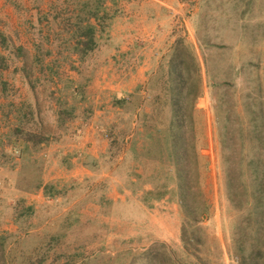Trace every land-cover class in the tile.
I'll return each mask as SVG.
<instances>
[{"label":"rangeland","instance_id":"374dc122","mask_svg":"<svg viewBox=\"0 0 264 264\" xmlns=\"http://www.w3.org/2000/svg\"><path fill=\"white\" fill-rule=\"evenodd\" d=\"M176 1L151 20L157 30L147 33L160 47L150 53L162 59L142 95L151 87L155 98H168L179 85L171 82L178 80L175 63L184 61L180 71L188 81L176 98L184 103V141H167L166 133L155 131L154 141L163 139L161 147L171 151L156 158L145 156L148 131L139 127L141 109L133 111L140 89L124 96L128 107L117 108L106 85L105 42L118 4L106 3L109 27L97 53L81 62L67 28L79 0H0V42L10 47L0 43L7 61L0 70L7 83L5 93L0 85V142L22 107L51 138L38 151L14 143L12 166L0 167V226L17 228L0 230V237L14 236L5 256L0 247V264H10L22 247L46 242L53 229L65 236L45 244L34 263L22 264H264V199L255 198L258 177L264 179V0ZM72 109L76 118L60 129L58 114ZM173 114L170 105L168 116ZM82 121L94 125L108 151L91 157L96 170L60 180L71 166L58 153L76 145L83 130L73 125ZM180 152L183 161L176 157ZM24 171L57 188L53 199L43 195L32 215L19 218L28 205L18 206L17 198ZM59 219L72 225L55 227Z\"/></svg>","mask_w":264,"mask_h":264},{"label":"trees","instance_id":"16d2710c","mask_svg":"<svg viewBox=\"0 0 264 264\" xmlns=\"http://www.w3.org/2000/svg\"><path fill=\"white\" fill-rule=\"evenodd\" d=\"M108 1L111 0H79L76 12L73 14L72 17H69L68 19V31L71 32L70 34V40H72L73 46L71 47L72 53H74L76 56L79 57V60L81 62H84L88 57H90L99 47L100 45V35L102 32L105 31L107 27H109V20L110 16L105 11V5ZM1 45L5 50H9L10 47L6 43L5 40L0 42ZM180 57V56H179ZM181 59V58H180ZM175 63V62H173ZM184 64V61L179 60L177 63H175V67H178V70L174 73L175 77L178 80L173 79L171 81L172 83L179 82L178 87H172L169 93H166V97L157 95L156 98L154 96V90L150 87L147 90V97H143L142 90L137 91V95H134V109L133 111L140 110V117H139V127H142L143 129L147 130V134L145 135L146 139V151L145 156L147 157H153L156 156V158L159 157L158 154H162L165 151L171 152L170 150H165L161 147V145L164 143L163 139H159L154 141V133L155 131L157 133L163 132V134L166 133V137H164L167 141L174 140L176 143H183L182 140V134L181 131L184 130V119H181V115L179 112H182V109L184 108V103L180 102L178 99H181L184 95V89L183 85H186L185 83L188 81L187 76L185 77L186 71H180L181 65ZM1 69H7V61L6 57L0 55V70ZM182 78V79H180ZM0 85L2 87L3 93L7 92V83L3 80L1 74H0ZM180 85L182 87H180ZM166 92V91H165ZM175 93H177L179 96L176 97ZM133 97V96H132ZM175 98V99H174ZM168 99L173 103L170 104ZM113 105L115 107L119 108H126L129 106L130 101L125 99L123 95H118L115 97L113 101ZM172 105V112L174 113L172 116H168V108ZM147 107H150L153 109V112L151 115H148L145 113V109ZM23 108V109H22ZM19 109V121L17 125L13 128V130L5 136L6 142H0V167L10 166L13 161L14 157L12 155V149L14 146V143H20L25 145L26 147L38 151L40 147L50 142L51 138L48 136L43 135L38 129V125L35 123L33 119L34 112L31 111L29 108L27 111L24 112L25 108L22 107ZM75 110H66V112H62L58 114V125L60 129L66 130L67 129V123L70 120H74L76 117ZM86 119V118H84ZM35 126V130L32 128ZM77 135V133H75ZM171 136V137H170ZM159 145V149L157 148ZM167 145V144H166ZM180 145V144H179ZM180 145V147H181ZM32 146V147H31ZM177 148V144H175ZM175 148V149H176ZM180 149V148H179ZM173 151V150H172ZM180 151V150H178ZM175 154V153H174ZM162 156V155H161ZM184 156V154H183ZM179 161H183L184 157L182 158V154L178 153L176 155ZM180 157V158H179ZM181 159V160H180ZM92 158H88V160L85 163V166L88 167L91 170H96L98 167L97 160L93 163H91ZM35 161H33L34 163ZM95 163V164H94ZM36 163L35 165H37ZM64 164L66 166H70L66 164V161H64ZM12 166V165H11ZM38 168L41 167V164L39 162ZM39 169L35 170L38 171ZM260 175V172L257 173V176ZM38 177V178H37ZM237 178V177H236ZM231 184H236L234 180L230 179ZM257 191L255 198L264 199V179L258 177L257 181ZM16 188L23 192H35V191H44V195L48 199H53L55 196L54 193L56 192V186L53 184H45L42 180L39 179V176H36V174L31 171H24L20 173L18 180L16 182ZM238 192H240V189L238 187ZM22 204H25V201L21 200L19 202L18 206H21ZM253 204V203H252ZM23 212L19 215V218L21 217H27L28 215H32L34 208L31 206L24 207ZM71 212L68 213L70 215ZM75 220H77L75 218ZM61 225H69L71 226L69 222L63 221V219H59L56 221L55 227L59 228ZM54 230V229H53ZM52 232L47 231V236H49V239L46 240V242L42 241L39 244L34 245L35 247H30L29 245L20 248L21 254L19 256H16V258L22 263H24L26 260H29L34 263L32 259H34V256L37 255L41 248L45 244L52 245L54 242H58L64 235H54ZM10 239H14L13 235L0 237V247L1 252L5 256V250L8 248V242H10ZM18 244V242L15 244ZM11 245V244H10ZM12 256V260L10 264H17V259ZM42 263V262H41ZM39 263V264H41ZM20 264V263H18ZM73 264V263H72Z\"/></svg>","mask_w":264,"mask_h":264},{"label":"crops","instance_id":"0c3cea01","mask_svg":"<svg viewBox=\"0 0 264 264\" xmlns=\"http://www.w3.org/2000/svg\"><path fill=\"white\" fill-rule=\"evenodd\" d=\"M118 4L119 13L113 19L111 24V38L106 41V49L109 55L107 64L106 76L107 88L113 90L111 95L129 96L134 94L138 89L142 90V85L148 80V75L152 76L158 69L161 59L150 52L160 47V41L155 40V36L147 33L148 29L153 28L151 33L157 30L156 23L151 26L152 18L161 14L163 6L170 9L169 2L176 0H114ZM111 4H108L110 6ZM112 6V5H111ZM179 6V5H178ZM178 6H176L178 8ZM130 21V23H129ZM121 23L124 25L119 26ZM146 23V25H145ZM119 26V27H118ZM142 26H147L145 30ZM146 42L145 44L142 42ZM141 42V44H140ZM97 51V50H96ZM95 51V52H96ZM97 53V52H96ZM97 57V54L95 55ZM154 58V59H153ZM102 69V68H101ZM106 88V87H105ZM143 93V90H142ZM83 122H76V125L82 127V135L76 136V145L72 146L71 151H64L58 155L61 158L68 160V165L71 169L67 168L69 175L60 177V180L67 177L82 178L85 175L80 173L86 172L88 167L85 166L88 158H99L105 155L108 151V143L98 141L95 132L92 130L93 126H82ZM88 122V121H87ZM75 150V151H74ZM74 151V152H73ZM94 151V152H93ZM76 152V153H75ZM47 156V155H46ZM79 161V162H78ZM107 176V175H106ZM62 178V179H61ZM57 180V179H56ZM107 180V179H105ZM20 196L17 195L18 202L22 199L27 200L28 206L34 209L39 208L40 203H44L42 196L44 191L23 192L17 190ZM26 203V201H25ZM0 230H6L9 233H16L17 228L12 224L1 223Z\"/></svg>","mask_w":264,"mask_h":264}]
</instances>
